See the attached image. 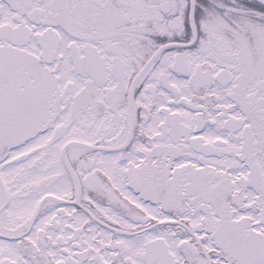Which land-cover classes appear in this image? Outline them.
Masks as SVG:
<instances>
[{
	"label": "snow or ice",
	"instance_id": "6c2138e0",
	"mask_svg": "<svg viewBox=\"0 0 264 264\" xmlns=\"http://www.w3.org/2000/svg\"><path fill=\"white\" fill-rule=\"evenodd\" d=\"M0 264H264V0H0Z\"/></svg>",
	"mask_w": 264,
	"mask_h": 264
}]
</instances>
